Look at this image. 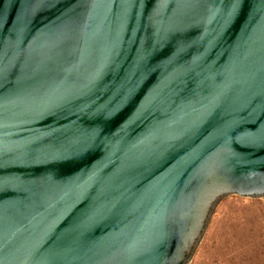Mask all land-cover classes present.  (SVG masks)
Here are the masks:
<instances>
[{"label": "water", "instance_id": "water-1", "mask_svg": "<svg viewBox=\"0 0 264 264\" xmlns=\"http://www.w3.org/2000/svg\"><path fill=\"white\" fill-rule=\"evenodd\" d=\"M264 198V0H0V264H191Z\"/></svg>", "mask_w": 264, "mask_h": 264}, {"label": "rangeland", "instance_id": "rangeland-1", "mask_svg": "<svg viewBox=\"0 0 264 264\" xmlns=\"http://www.w3.org/2000/svg\"><path fill=\"white\" fill-rule=\"evenodd\" d=\"M191 264H264V198L224 199Z\"/></svg>", "mask_w": 264, "mask_h": 264}]
</instances>
